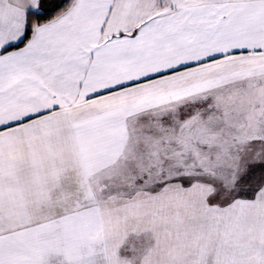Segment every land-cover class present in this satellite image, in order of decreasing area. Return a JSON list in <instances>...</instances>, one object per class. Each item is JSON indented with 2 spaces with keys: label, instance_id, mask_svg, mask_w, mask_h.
<instances>
[{
  "label": "snow or ice",
  "instance_id": "1",
  "mask_svg": "<svg viewBox=\"0 0 264 264\" xmlns=\"http://www.w3.org/2000/svg\"><path fill=\"white\" fill-rule=\"evenodd\" d=\"M0 264H264V0H0Z\"/></svg>",
  "mask_w": 264,
  "mask_h": 264
}]
</instances>
